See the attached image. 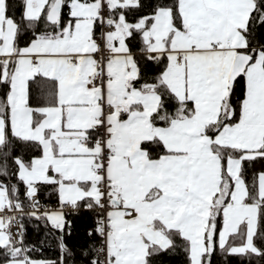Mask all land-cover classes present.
<instances>
[{
  "label": "snow or ice",
  "instance_id": "obj_1",
  "mask_svg": "<svg viewBox=\"0 0 264 264\" xmlns=\"http://www.w3.org/2000/svg\"><path fill=\"white\" fill-rule=\"evenodd\" d=\"M165 255L264 264V0H0V264Z\"/></svg>",
  "mask_w": 264,
  "mask_h": 264
},
{
  "label": "trees",
  "instance_id": "obj_2",
  "mask_svg": "<svg viewBox=\"0 0 264 264\" xmlns=\"http://www.w3.org/2000/svg\"><path fill=\"white\" fill-rule=\"evenodd\" d=\"M46 197H42L41 201L45 202ZM25 225V243L29 247H34L32 255L37 259L54 260L57 256V247L54 238L50 235L48 226L43 221H39L34 217H23ZM90 223L87 214L81 215L74 220L77 231L74 232V239L80 241L83 238V229ZM163 264H180L181 258L169 257L167 255L160 257Z\"/></svg>",
  "mask_w": 264,
  "mask_h": 264
},
{
  "label": "built area",
  "instance_id": "obj_3",
  "mask_svg": "<svg viewBox=\"0 0 264 264\" xmlns=\"http://www.w3.org/2000/svg\"><path fill=\"white\" fill-rule=\"evenodd\" d=\"M42 202V201H41ZM43 203V202H42Z\"/></svg>",
  "mask_w": 264,
  "mask_h": 264
}]
</instances>
